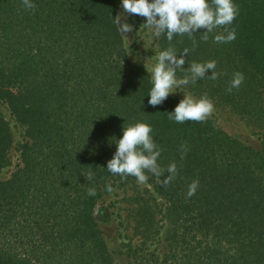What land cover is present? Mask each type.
<instances>
[{"label":"trees","instance_id":"obj_1","mask_svg":"<svg viewBox=\"0 0 264 264\" xmlns=\"http://www.w3.org/2000/svg\"><path fill=\"white\" fill-rule=\"evenodd\" d=\"M120 1L32 0L27 9L23 0H0V105L23 130L19 163L0 180V264H118L93 211L107 185L137 181L106 169L116 150L110 138L136 122L153 129L161 180L172 163L177 175L163 186L146 173L163 200V229L136 197L137 229L162 249L129 247L126 255L138 264H264V0H235L229 43L213 39L224 27L158 37L160 51L189 50L185 68L215 61V79L187 88L248 120L261 134L257 148L210 117L170 120L181 100L174 95L148 104L149 73L129 59L115 23ZM236 73L243 82L231 88ZM13 143L0 110V172L11 164Z\"/></svg>","mask_w":264,"mask_h":264},{"label":"clouds","instance_id":"obj_2","mask_svg":"<svg viewBox=\"0 0 264 264\" xmlns=\"http://www.w3.org/2000/svg\"><path fill=\"white\" fill-rule=\"evenodd\" d=\"M23 4L27 9L35 7L32 0H23ZM121 8L124 13L146 18L145 27L157 37L165 35L168 41H172L174 36L185 34L192 36L200 29H204V33H213L221 27L225 30L214 35L215 43H229L236 38L235 29L228 30V26L233 24L239 14L235 0H121ZM114 19L121 33L132 31V25L128 23L121 25V15H117ZM188 54V49L177 53L174 49L168 48L160 51L159 54H154L150 65L144 63L151 84L146 95L149 97V105L156 107L163 104L178 90L184 94V98L174 110L167 112L169 119L177 124L188 121L203 122L213 111V104L207 97L195 98L184 89L199 80L215 79L216 63L215 61L193 62L185 68V56ZM177 70L185 72L183 78H177ZM209 70H212V74L206 77ZM242 82L243 75L236 73L231 88H238ZM152 133L151 125L146 122L122 126L120 138L115 136L110 138V143L115 145L116 150L107 162V171L122 177L132 176L140 184L147 182L146 173H151L161 180L165 174L158 164L161 149ZM166 172L167 176L161 180L163 186L175 179L176 164H170ZM196 188L197 183L193 182L189 186L188 197L195 194ZM107 191H113L111 185H107ZM95 194V189H90L88 192L89 196Z\"/></svg>","mask_w":264,"mask_h":264},{"label":"rangeland","instance_id":"obj_3","mask_svg":"<svg viewBox=\"0 0 264 264\" xmlns=\"http://www.w3.org/2000/svg\"><path fill=\"white\" fill-rule=\"evenodd\" d=\"M121 15V25L128 23L133 26L132 31L122 33L129 59L136 64L144 63L150 65L154 54H159L158 37L152 34L144 25L146 18L124 13L121 8V1L116 10V16ZM195 98H200L192 94L188 88L184 89ZM178 99H183L184 94L179 90L173 94ZM213 104V103H212ZM0 110L4 118L8 121L13 134V147L9 152L11 164L0 172V180L10 176L19 163L17 144L23 139L22 127L13 119L7 107L0 105ZM219 127L231 136L253 146L259 147L261 142L260 131L248 120L228 107L213 104V111L208 115ZM113 191L104 195L94 207V216L101 229L108 249L118 264H138L134 257L126 255L127 249L135 248H156L160 252L162 244L156 239H145L139 232L135 215L138 205L135 203L136 197L150 205L155 214L156 228L162 231L163 221H160L159 211L163 208V200L152 190L151 184L146 182L118 185L115 184ZM140 229V228H139ZM128 254V253H127ZM130 254V253H129Z\"/></svg>","mask_w":264,"mask_h":264}]
</instances>
